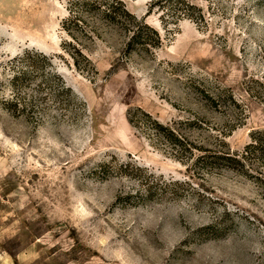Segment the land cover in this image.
I'll list each match as a JSON object with an SVG mask.
<instances>
[{
    "label": "rangeland",
    "instance_id": "obj_1",
    "mask_svg": "<svg viewBox=\"0 0 264 264\" xmlns=\"http://www.w3.org/2000/svg\"><path fill=\"white\" fill-rule=\"evenodd\" d=\"M96 1L0 0V264H264V0Z\"/></svg>",
    "mask_w": 264,
    "mask_h": 264
},
{
    "label": "trees",
    "instance_id": "obj_2",
    "mask_svg": "<svg viewBox=\"0 0 264 264\" xmlns=\"http://www.w3.org/2000/svg\"><path fill=\"white\" fill-rule=\"evenodd\" d=\"M99 1L100 0H97L96 2H99ZM110 1H111V4L104 5V9L101 11V16H102L103 20L106 21L108 24H117V23L119 24L121 21L124 22L125 19H131V20L137 22V27H136V30L133 34L132 40L137 41L138 43L142 44L143 46L144 45L146 46L147 44H145V42H143L144 41L143 30H144V28H147L144 25V22L142 20L139 21L135 16L130 14L128 12L125 4L123 2H121L120 0H110ZM86 2H87V0H82L81 3H83V5H85V6H88L86 4ZM158 5L161 6L160 2H158ZM187 9L188 10L191 9L190 6H188ZM157 41H158V43L156 45L159 46L160 45V39L158 37H157ZM79 54H80V52H79ZM80 56H82V55L80 54ZM37 58L41 59V62H44V64H46L50 68L51 72L54 71L52 59L49 56L45 55L44 53L34 51V50L33 51H26L21 60H22V63L27 64V66L29 68L36 69V71H41L40 65L37 63L38 61H36ZM28 74H29V71L25 72L24 70L22 72H17L15 74V77H14V80H15L14 87L15 88L22 87L26 81V77ZM56 77L57 76L55 75V73H52V75L49 77V80L54 79ZM18 81H20V83H18ZM67 92L69 94H71L74 101H76L77 103L82 104L84 106V104L81 102V100L78 98V96L75 95L71 89H67ZM53 97H55V99L57 98V96H53ZM27 106L28 105L25 104L24 102L18 101L14 106L15 107L14 111L16 113H24L27 109ZM259 146H261L259 143V140H257L256 137H254V145H251V147L249 149H251V148L257 149ZM216 158L217 159H223L222 157H218V156H216Z\"/></svg>",
    "mask_w": 264,
    "mask_h": 264
}]
</instances>
